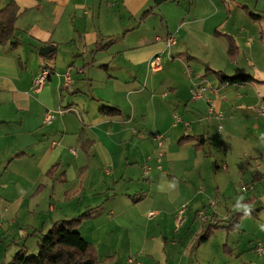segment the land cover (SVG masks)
Masks as SVG:
<instances>
[{"label":"crops","instance_id":"obj_1","mask_svg":"<svg viewBox=\"0 0 264 264\" xmlns=\"http://www.w3.org/2000/svg\"><path fill=\"white\" fill-rule=\"evenodd\" d=\"M12 1L20 10L13 39L17 47L0 46V264L10 262L21 250L28 253L30 239L38 238L39 244L54 224L67 221H55L60 205L82 214L95 210L78 231L98 256L99 232L104 228L117 235L149 218L157 222L147 228L157 232L159 240L166 238L170 226L177 231L176 220L185 204L193 208L198 201L186 195L190 186H203L207 199L195 214L186 211L184 227L179 228L185 229L183 236L172 246L181 243L180 251L182 241L191 244L200 232L193 262L200 264L213 255L208 249L212 241L227 232L228 244L220 245L222 262L202 264H264V255L256 250L259 244L264 246L259 227L264 224V207L236 210L264 200V172L255 183L253 167L260 163L264 168V117L259 114L264 71L260 66L258 78L249 75L260 82L249 84L222 83L216 75H242L231 70L241 59V49L238 46L239 57L232 62L226 37H233L238 45V35L229 28L255 23L242 9L246 6L256 14L250 8L252 0H0V11ZM147 11L148 17L141 20ZM181 29L186 46L176 41L170 54L165 41ZM46 46L55 50L41 56L39 51ZM246 47L252 49L253 44L247 41ZM253 52H249L252 62L259 58ZM168 55L187 61L193 71V60H201L203 67L195 66L201 78L192 71L188 77L165 73L163 65L148 73L155 56L162 60ZM46 65L52 67V75L35 92L34 81ZM70 68L71 80H67ZM194 83L208 84L200 100L192 99ZM211 107L224 116L222 131L216 119L206 120ZM49 110L65 114L45 125ZM158 135L165 138L161 162L153 140ZM185 137L200 138L199 151V141L180 143ZM237 184L241 189L236 192ZM56 187L62 202L51 195V189L56 195ZM214 195L228 196L237 206L226 217L216 212L213 217ZM201 210L205 221L213 217L209 228L218 227L200 244L205 234L198 224ZM240 211L260 212L242 217L239 228L228 231L229 221ZM152 212L156 216L150 218ZM87 225L95 228L89 238L88 231L83 232ZM96 235L98 246L92 241ZM142 239L151 249L147 252L155 250L156 237L147 234ZM114 242L121 246L120 238L111 240L106 247L110 253L116 248ZM164 244L169 247L168 240ZM134 245L138 243L129 241L124 248Z\"/></svg>","mask_w":264,"mask_h":264},{"label":"rangeland","instance_id":"obj_2","mask_svg":"<svg viewBox=\"0 0 264 264\" xmlns=\"http://www.w3.org/2000/svg\"><path fill=\"white\" fill-rule=\"evenodd\" d=\"M228 2H230L229 0H227ZM234 2V1H232ZM251 9L253 12H255L256 14H259L263 17V21L260 22H256L253 23V21H251V23H249L248 25L246 23H243L241 25H239L237 27V29H234V27H230L229 30L231 31V33H236L238 35V46L241 49V59L238 63V65L234 66V68H231L233 73L236 74H242V75H252L255 76L256 78L259 77V75H261L262 73L259 71L260 66L263 68L264 71V66L263 63L261 61H264V0L261 1V3H259L258 8H256V5L258 3V0H252L251 2ZM187 6V5H186ZM247 15V14H245ZM248 19H251L248 15H247ZM165 27H167L164 24ZM184 30L181 29L180 34H177L176 37V41L180 42V45L182 44L183 46H186V40H185V34L183 33ZM176 33V31L174 33H172L171 35H174ZM231 35V34H230ZM250 41L251 44H253V48L249 49L246 47V42ZM175 50L174 47L171 48L170 50V54ZM255 52L256 55H259V58L254 59V62H252V60L250 59V55L249 52ZM253 52V53H254ZM169 54V52H168ZM175 56L176 53H175ZM168 57L170 58V60L168 59ZM165 57L166 59H162V65L165 68V73L167 72H173L177 75L180 76H184L186 74V76L188 77V75L191 73L194 74L195 72V76L197 77V79L201 78V73H199L200 71L198 70L199 68H195L196 67H203V65L201 64V60H193L194 64H192V68H189L190 66L188 65L187 61L180 59V58H176V60L172 59L173 57L169 56ZM45 58V57H44ZM149 67V66H148ZM148 73L153 72L152 70H150V68H148ZM105 78L104 76H101V80ZM208 85V84H206ZM254 111V110H252ZM255 114V112H254ZM255 116L257 117V115L255 114ZM224 124V123H223ZM222 154V153H220ZM217 155V154H216ZM218 156V155H217ZM222 156V155H220ZM213 160H215L213 158ZM260 164V163H256L253 167L254 169L256 168V166ZM261 165V164H260ZM263 166V165H262ZM221 174H226L225 172L222 171ZM233 176H236L237 173L232 174ZM222 178V177H221ZM226 178V177H224ZM222 183V180H221ZM2 184V181H0V185ZM240 184L234 185V189H236V192L239 191L241 188L239 186ZM243 185V183H242ZM24 188L26 186H23ZM203 186L201 187H197V189L194 188V186H190L185 188L186 189V195H188V197L191 199L194 196L198 197V201L195 204L193 208L191 207V203L189 204H185V206L182 208L184 210V214L182 216L183 219L186 218V216L189 214L186 213V211L190 210L192 212V214H195L197 209H200L201 204L203 203V199H207L205 197V194L202 193L203 192ZM245 188V187H243ZM243 190V189H242ZM11 192V190H8ZM22 191V188L19 189V192ZM51 195L54 196V199H56L55 197H57L59 199L60 202H62V196H61V192H58V188L56 187V195L53 192V189H51ZM212 193H214V190L212 191ZM212 193L207 192V195H212ZM242 193V192H241ZM234 195V194H233ZM15 196V195H13ZM213 202L215 204V208L212 209L213 211L211 212V215L214 217V213L216 212V214L219 217H226V215L228 213H232L233 209H235L234 207L237 206V204H235V200H233L232 198H228L224 199V198H220L217 196H213ZM48 201V198H47ZM48 203V202H47ZM243 205H248V204H242L240 206H238L236 208V210H246ZM81 206V205H80ZM250 209H259L261 207H264V200H259V202L255 205H248ZM61 209L59 210V216H57L55 218V221H61V220H71L77 216H79L81 213H79V211L76 209H72L71 211H67L66 207H63L62 205H60ZM219 207V209H218ZM207 207H204L202 210H206ZM212 208V207H211ZM201 210V211H202ZM61 211V212H60ZM194 211V212H193ZM200 211V212H201ZM204 212V211H203ZM79 213V214H78ZM199 213V212H198ZM205 213V212H204ZM200 216V215H199ZM210 216L209 220L205 221L206 215L204 217H199L198 218V224L200 227V230L203 231L204 233H206L207 229L209 228V225L213 224V217ZM212 217V218H211ZM149 219V218H148ZM147 218H144L142 220H140L138 222V225L132 228H129L128 230H126L125 232L121 233V234H113V230L111 228H104L102 229V231L99 232V236L103 239L100 240V245L99 247H101L100 249V254L98 256V261L100 262V264H131L129 262V260L132 258L134 261V264H193V262H195V258L198 256V243H199V237L201 235V233L199 232V234L197 235V240H195L193 243L189 244L186 240V242L184 243L182 241L183 247L184 249L178 251V247L181 244H177L176 246H172V243L175 239H177V241L180 240L181 236H183L182 234L184 233L185 229H177L176 231V227H171L169 229V232H164L166 236V238H160L159 240V235L157 234V232L155 231H150L147 227L149 226V224H156L157 221L153 220L150 221ZM159 219V218H158ZM204 219V220H203ZM219 221H217L218 223ZM221 223V222H220ZM104 224V222H103ZM105 225V224H104ZM96 226V225H94ZM184 227V225H183ZM182 227V228H183ZM198 229V225L196 224L195 230L194 232ZM95 228H91V225H87V230H85V228L83 229V232L86 233V231H88V233H86V236L89 238V235L91 233V231H94ZM174 231V232H173ZM153 235L154 237H156L157 242L155 245V250H153L152 252H147L150 251V247L148 246L149 244L144 242V239H142L145 235ZM227 232H222L219 233V235L217 236V238L215 239V241H212V245L210 244L208 246L209 249V253L213 254L211 256V258L209 259H205L202 260L203 262H222V260H219L220 254H222V249L221 248V244H225V236H226ZM193 236V234H192ZM100 237H98L97 235L92 238V241L95 242V244L98 246V240L100 239ZM116 237L120 238V244L121 246L118 247V245H116V242L113 243L112 247L114 248L116 246V248L110 253V251L107 250V244L111 242V240L115 239ZM195 237V236H193ZM91 239V237H90ZM164 239L168 240V246L169 247H165L164 244ZM131 241L133 243V241L137 242L138 245L137 246H133V247H129V248H124L125 244L127 242ZM176 242V241H174ZM228 244V243H226ZM28 248L30 249L28 252V256H35L39 253V249H38V238H33L30 239L27 243ZM173 247V248H170ZM142 249L146 250V253L144 254L143 251H141ZM151 254L150 256L148 255ZM224 260V259H223ZM200 263V264H202ZM205 264V263H204ZM207 264V263H206Z\"/></svg>","mask_w":264,"mask_h":264},{"label":"trees","instance_id":"obj_3","mask_svg":"<svg viewBox=\"0 0 264 264\" xmlns=\"http://www.w3.org/2000/svg\"><path fill=\"white\" fill-rule=\"evenodd\" d=\"M242 9L246 14L254 21H260L261 16L253 14L248 7L244 6ZM19 7L12 1L3 10L0 11V46L11 44L13 48L17 47V43L13 42L16 32V24L19 17ZM149 15V11L145 12L141 20H145ZM229 50L228 57L232 62L237 61L239 57V48L233 37H226ZM216 75L220 78L222 83L230 84H249L260 83L257 79L249 75H238L235 77H227L224 74L217 72ZM107 113L118 114L117 110L104 108ZM103 109V110H104ZM189 141H199V145L196 146L199 151V147L203 145L200 138L185 137L180 140V143ZM54 168L51 170L53 171ZM50 171V172H51ZM49 172V173H50ZM254 182L260 180V176L254 171ZM253 182V183H254ZM41 187L38 188V192L41 191ZM260 211H240L234 215L229 221L228 231L237 230L240 225L242 217L256 215ZM95 210H89L81 216L67 221L58 222L44 235L39 238L38 249L39 253L35 256H28V253L24 250L19 251L10 262L5 264H100L98 261V252L94 245L88 242L78 231V228L86 220L93 218ZM218 225L210 227L204 236L200 239V244L207 242L213 234V230ZM228 249V246H224V250ZM229 253V251H226Z\"/></svg>","mask_w":264,"mask_h":264},{"label":"built area","instance_id":"obj_4","mask_svg":"<svg viewBox=\"0 0 264 264\" xmlns=\"http://www.w3.org/2000/svg\"><path fill=\"white\" fill-rule=\"evenodd\" d=\"M176 37H177V34H174L170 37H168L165 41L166 43V47L167 49H171L172 46H174L176 44ZM149 68L150 70H152L153 72H157L159 70L162 69V60L159 56H155L150 62H149ZM71 71H72V68H70L68 71H67V74H66V79L67 80H71ZM82 71V70H80ZM52 75V67L49 66V65H46L41 73L36 77L35 81H34V91L35 92H40L42 90V88L46 85V83L48 82V80L50 79ZM208 91V87L206 84H197V83H194L192 85V88L190 90V93H191V96H192V99L193 100H200L204 97L205 93ZM166 96V95H164ZM65 114V111L64 110H57V111H52V110H49L46 115H45V120H44V124L45 125H48V124H52L58 116H63ZM259 114L261 116L264 117V98L259 106ZM216 119L218 122H219V130L222 131L223 127L221 125V121H223L224 119V116L221 112L219 111H215V109L213 107L210 108V111H209V114L208 116L206 117V120L210 121L212 119ZM176 121L177 122H180L181 119L179 117H176ZM157 146H158V149H159V153H158V157H159V162H161L163 160V157H164V150H163V146H164V141H165V138L164 136L162 135H158V136H155L154 139H153ZM159 169H161V165L158 166ZM226 169V167H224ZM146 172L149 171V168L146 166ZM256 171H258V175L261 174L262 172H264V168H262V166L260 164H258L256 166ZM243 190H246V188H243ZM210 206L212 208H215V204L214 202H210ZM184 214V210H182L180 213H179V216L176 220V225H177V229H179L183 223H184V220L182 218ZM199 215L201 217H204L205 216V213L203 211L199 212ZM156 216V213L155 212H152L149 214V217L150 218H153ZM257 253L259 255H264V246L262 245H258L257 246ZM129 262L131 264H134V261L133 259L131 258L129 260Z\"/></svg>","mask_w":264,"mask_h":264},{"label":"water","instance_id":"obj_5","mask_svg":"<svg viewBox=\"0 0 264 264\" xmlns=\"http://www.w3.org/2000/svg\"><path fill=\"white\" fill-rule=\"evenodd\" d=\"M54 47L52 46H46V47H42L39 51V54L41 56H48L50 54H52L54 52Z\"/></svg>","mask_w":264,"mask_h":264},{"label":"clouds","instance_id":"obj_6","mask_svg":"<svg viewBox=\"0 0 264 264\" xmlns=\"http://www.w3.org/2000/svg\"><path fill=\"white\" fill-rule=\"evenodd\" d=\"M243 197H240L239 199H242ZM239 199H237V203H239ZM243 207L246 209V210H250L249 206L248 205H243ZM260 230L261 231H264V224H261L260 226Z\"/></svg>","mask_w":264,"mask_h":264}]
</instances>
